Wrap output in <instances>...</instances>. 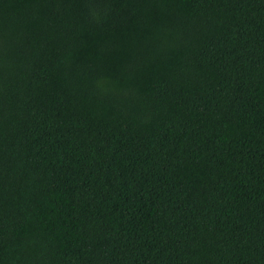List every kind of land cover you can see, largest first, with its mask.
<instances>
[{"label":"trees","instance_id":"16d2710c","mask_svg":"<svg viewBox=\"0 0 264 264\" xmlns=\"http://www.w3.org/2000/svg\"><path fill=\"white\" fill-rule=\"evenodd\" d=\"M0 264H264V0H0Z\"/></svg>","mask_w":264,"mask_h":264}]
</instances>
